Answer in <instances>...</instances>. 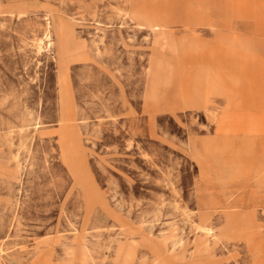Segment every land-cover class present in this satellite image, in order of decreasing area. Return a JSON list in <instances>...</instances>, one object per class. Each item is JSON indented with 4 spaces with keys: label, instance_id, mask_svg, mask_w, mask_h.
I'll return each mask as SVG.
<instances>
[{
    "label": "rangeland",
    "instance_id": "obj_1",
    "mask_svg": "<svg viewBox=\"0 0 264 264\" xmlns=\"http://www.w3.org/2000/svg\"><path fill=\"white\" fill-rule=\"evenodd\" d=\"M198 37L264 57V0H0V264H264V59L190 55V107ZM66 89L86 150L57 145Z\"/></svg>",
    "mask_w": 264,
    "mask_h": 264
},
{
    "label": "crops",
    "instance_id": "obj_2",
    "mask_svg": "<svg viewBox=\"0 0 264 264\" xmlns=\"http://www.w3.org/2000/svg\"><path fill=\"white\" fill-rule=\"evenodd\" d=\"M144 24V23H141ZM146 25L150 26L152 28V26L150 25V23H146ZM163 25L161 24V27ZM67 31V37L69 35V31L66 29ZM192 41H197L199 43V45L190 47L188 49H184V45L187 43H190ZM211 45H227V46H231L233 47L231 44L218 39L216 40V42H212L209 40H205V39H200V37L198 38H183L180 39L176 42H174V47L175 50L179 53L180 58H179V73L181 76V81H182V87H183V99L185 101V103L190 106V107H197V108H203L201 106H193L192 102H191V89H190V85L187 83L186 81V77H185V73H186V58L190 57V55L194 54V53H204L201 52L200 50H202L203 48H206L208 46ZM80 46L76 47L79 48ZM81 48V47H80ZM246 52H250V53H255L256 55H258L259 57H261L262 59H264L263 56H261L259 53L255 52V51H251V50H246ZM215 55L219 54L220 56H218L220 59H223V72L225 74H227L228 71H230L229 68H231V62H230V67H227V60L231 59L230 57L227 56L228 53L226 52H214ZM205 54L209 55V52H205ZM204 57H212V56H204ZM66 66V63L64 64ZM63 65V67L65 68V66ZM65 74V73H64ZM66 78V77H65ZM62 109L64 110V112H62V114H60L59 117V127L57 130L54 131V133H56L57 135V145L59 146L58 148H60L61 150H86V147L83 143V138H82V133L80 131V123L78 122V117L77 115L72 114L71 108H73L74 106V102L72 99V96L69 92L68 89L65 90V93L63 94L62 97ZM64 107V108H63ZM234 117L233 116H229V115H224L223 119L220 121V131L222 132H227L231 135L233 134V128H234ZM236 123V122H235ZM247 127V125L245 126ZM248 133H245L247 135H250L249 131H245ZM251 136L256 137L253 133ZM53 136L50 135L49 137V141L53 142ZM53 150H56V148H54ZM262 155V159L258 162V167L257 168H262L264 170V153H260L257 158ZM256 158V160H257ZM255 160V162H256ZM254 162V164H255ZM227 175L225 174L224 177H226ZM252 179L249 178L246 186L244 188V193L246 192V190L248 189L249 185H251L253 183V181H251ZM221 183L222 186L226 187L227 186V182L221 178ZM237 195V191L234 193H228V198H232L235 197ZM245 195V194H244ZM245 204V203H244ZM245 205H244V210L247 212L248 215H252L254 216V214L257 212V210L254 208L252 210H246L245 209ZM264 208V205H263Z\"/></svg>",
    "mask_w": 264,
    "mask_h": 264
},
{
    "label": "bare ground",
    "instance_id": "obj_3",
    "mask_svg": "<svg viewBox=\"0 0 264 264\" xmlns=\"http://www.w3.org/2000/svg\"><path fill=\"white\" fill-rule=\"evenodd\" d=\"M150 25L152 26V28L153 29H155L156 30V28H161V24L160 23H150ZM60 35H61V40H62V46H61V56H62V58L64 59V63L63 64H65L66 62H65V56L67 55V43H66V41H67V31H66V26H61V30H60ZM221 40H223V41H225V42H227V43H229V44H231L233 47H235V48H241V49H244V50H251V51H254V50H252V48L251 49H249L248 47H244V46H242L243 44H242V41L241 40H238V39H235V40H232V39H230V40H228V39H221ZM41 41V40H40ZM43 41V40H42ZM196 45H199V43L197 42V41H192V42H190V43H187V44H185L184 45V49H188V48H190V47H193V46H196ZM42 46V45H41ZM40 47V46H39ZM42 48V47H41ZM43 50V49H42ZM39 52H40V49L38 50ZM256 52V51H255ZM42 52H40V54H41ZM258 53V52H257ZM262 56V55H261ZM39 62V61H38ZM65 66V65H64ZM262 155H260L259 157H261ZM252 181V180H251ZM207 229V228H206ZM85 238V237H84ZM89 242V241H88ZM85 246V245H84ZM86 247V246H85ZM162 248V247H161ZM1 250V249H0ZM6 253V252H5ZM135 255V254H134ZM124 259H125V257H124Z\"/></svg>",
    "mask_w": 264,
    "mask_h": 264
}]
</instances>
